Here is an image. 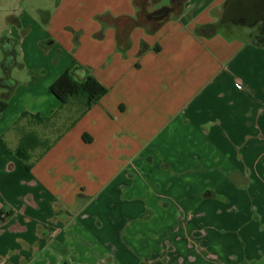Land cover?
Segmentation results:
<instances>
[{
  "label": "crops",
  "instance_id": "obj_1",
  "mask_svg": "<svg viewBox=\"0 0 264 264\" xmlns=\"http://www.w3.org/2000/svg\"><path fill=\"white\" fill-rule=\"evenodd\" d=\"M225 2L0 0V264H264V40ZM74 63L107 89L81 116ZM18 122L56 140L30 170Z\"/></svg>",
  "mask_w": 264,
  "mask_h": 264
},
{
  "label": "trees",
  "instance_id": "obj_2",
  "mask_svg": "<svg viewBox=\"0 0 264 264\" xmlns=\"http://www.w3.org/2000/svg\"><path fill=\"white\" fill-rule=\"evenodd\" d=\"M146 1V0H144ZM152 4H157L161 0H147ZM186 0H170L169 5L162 6L159 9H153L152 12L143 13V20L137 19L133 21L132 25H137L141 22L150 21L153 23V28L156 30L160 24L168 20L173 13L180 12ZM255 40H264V37L255 36ZM148 49L144 42L140 43V53ZM157 50L158 48H154ZM50 92L62 103H66L70 98H81L83 101V108L79 115H83L92 105L107 92V89L102 85L87 69L79 64H72L66 69L49 87ZM6 106L4 99L0 100V114ZM27 119L29 122L36 125H43L47 120L42 119L36 114L24 113L20 120ZM31 125V124H28ZM26 126V125H25ZM24 125L19 126V122L14 125V129H19L22 133L20 141L16 149L13 151L15 157L23 164V166L30 170L36 161L50 149L53 142L43 141L34 130H24ZM25 127V128H24ZM41 146L40 153L33 155L32 151Z\"/></svg>",
  "mask_w": 264,
  "mask_h": 264
},
{
  "label": "flooded vegetation",
  "instance_id": "obj_3",
  "mask_svg": "<svg viewBox=\"0 0 264 264\" xmlns=\"http://www.w3.org/2000/svg\"><path fill=\"white\" fill-rule=\"evenodd\" d=\"M243 2L240 0L237 4L238 12L236 15V20L249 25H257L256 36L264 37V0H259L255 4L254 9L250 8H240Z\"/></svg>",
  "mask_w": 264,
  "mask_h": 264
},
{
  "label": "water",
  "instance_id": "obj_4",
  "mask_svg": "<svg viewBox=\"0 0 264 264\" xmlns=\"http://www.w3.org/2000/svg\"><path fill=\"white\" fill-rule=\"evenodd\" d=\"M240 0H226L222 12H221V21L222 22H229V21H235L237 10H238V2ZM243 2V5L240 8H250L254 9L255 4L258 3L259 0H241Z\"/></svg>",
  "mask_w": 264,
  "mask_h": 264
},
{
  "label": "rangeland",
  "instance_id": "obj_5",
  "mask_svg": "<svg viewBox=\"0 0 264 264\" xmlns=\"http://www.w3.org/2000/svg\"><path fill=\"white\" fill-rule=\"evenodd\" d=\"M169 2H170V0H161L159 3H157L155 6H154V8L153 9H159V8H161L162 6H166L167 4H169ZM151 7H152V5H151ZM219 10L220 11H222V8H219ZM2 17H3V11H2V9H0V24L2 23ZM0 26H2V24L0 25ZM219 26H221V25H219ZM219 26H218V28H219ZM10 64V63H9ZM8 64V65H9ZM9 82L8 81H2V82H0V86L1 85H6V84H8Z\"/></svg>",
  "mask_w": 264,
  "mask_h": 264
}]
</instances>
